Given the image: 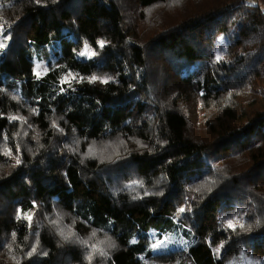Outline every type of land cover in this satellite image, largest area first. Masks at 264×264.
<instances>
[{
    "label": "trees",
    "instance_id": "trees-1",
    "mask_svg": "<svg viewBox=\"0 0 264 264\" xmlns=\"http://www.w3.org/2000/svg\"><path fill=\"white\" fill-rule=\"evenodd\" d=\"M0 24V264H264V6L0 0Z\"/></svg>",
    "mask_w": 264,
    "mask_h": 264
},
{
    "label": "rangeland",
    "instance_id": "rangeland-1",
    "mask_svg": "<svg viewBox=\"0 0 264 264\" xmlns=\"http://www.w3.org/2000/svg\"><path fill=\"white\" fill-rule=\"evenodd\" d=\"M185 7L183 5V8L182 10L185 11ZM8 27H2V25L0 24V45H2L4 39H5V36L3 33H5L7 35L8 33ZM220 39L222 40V38L220 37ZM3 40V41H2ZM217 48L215 49V55H216V58L220 57V54H221V47L219 46H216ZM80 53H83L84 56H89L92 54V52L90 50H88L85 46L82 47V50ZM47 59H50V58H45L43 60H41L40 62H36L35 65H34V73L36 75H41L43 72H45L46 70V62ZM231 223L232 225H238L240 223V220L238 217H234L232 218L231 220ZM168 241V242H167ZM155 240L154 242H152V247H153V250L156 251V252H159V251H162L164 250L165 248H168V247H175L176 245L174 244V240ZM180 242H183V239H180ZM235 263H241V264H257L255 259L251 258L249 255L247 254H244V253H240L238 255V257L235 259Z\"/></svg>",
    "mask_w": 264,
    "mask_h": 264
},
{
    "label": "snow or ice",
    "instance_id": "snow-or-ice-1",
    "mask_svg": "<svg viewBox=\"0 0 264 264\" xmlns=\"http://www.w3.org/2000/svg\"><path fill=\"white\" fill-rule=\"evenodd\" d=\"M103 45H101V47H102ZM0 47H2V45H0ZM81 55H83V53H81ZM218 59H219V57H218ZM93 80H95L96 79V77H93L92 78ZM103 82H107V81H103ZM18 163H19V161H18ZM180 211L181 212H183L184 211V209L182 208V209H180ZM28 219H30V217H28ZM228 227L229 228H232L233 227V225H232V223H231V221H229V223H228ZM33 251H35V249H33ZM219 251V249H217V252Z\"/></svg>",
    "mask_w": 264,
    "mask_h": 264
},
{
    "label": "crops",
    "instance_id": "crops-1",
    "mask_svg": "<svg viewBox=\"0 0 264 264\" xmlns=\"http://www.w3.org/2000/svg\"><path fill=\"white\" fill-rule=\"evenodd\" d=\"M251 3L261 4L264 6V0H249Z\"/></svg>",
    "mask_w": 264,
    "mask_h": 264
}]
</instances>
